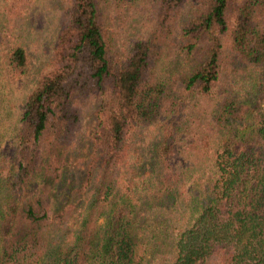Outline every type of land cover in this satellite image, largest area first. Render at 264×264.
<instances>
[{
    "label": "trees",
    "instance_id": "16d2710c",
    "mask_svg": "<svg viewBox=\"0 0 264 264\" xmlns=\"http://www.w3.org/2000/svg\"><path fill=\"white\" fill-rule=\"evenodd\" d=\"M65 2L0 123V264H264V0Z\"/></svg>",
    "mask_w": 264,
    "mask_h": 264
},
{
    "label": "rangeland",
    "instance_id": "374dc122",
    "mask_svg": "<svg viewBox=\"0 0 264 264\" xmlns=\"http://www.w3.org/2000/svg\"><path fill=\"white\" fill-rule=\"evenodd\" d=\"M7 0H0V16H3L4 8ZM26 1L24 6V14L17 19L15 25L16 32L19 33L22 41L25 43L29 54L28 72L20 82H16L7 87L11 98L10 110H3L0 115V123L3 128L1 134L8 133L14 119L15 108L13 103L18 101L21 95L26 91L27 87L34 81L35 75L39 67L46 60L51 48V42L62 23V9L65 6V0H22ZM21 8L18 7L17 11ZM22 11V9L20 10ZM230 16V14H229ZM2 46H0L1 48ZM0 65V69H1ZM0 85L2 79L0 78ZM1 96V95H0ZM97 105L94 104L92 107ZM8 111V112H7ZM93 120L90 118V125ZM207 264H217L215 259H211Z\"/></svg>",
    "mask_w": 264,
    "mask_h": 264
}]
</instances>
